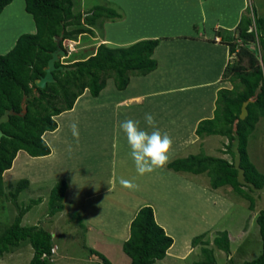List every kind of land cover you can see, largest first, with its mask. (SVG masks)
<instances>
[{
	"label": "trees",
	"instance_id": "trees-1",
	"mask_svg": "<svg viewBox=\"0 0 264 264\" xmlns=\"http://www.w3.org/2000/svg\"><path fill=\"white\" fill-rule=\"evenodd\" d=\"M11 1L0 0V13ZM24 3L25 11L33 18L35 31L20 34L14 45L0 54V115L9 108L20 112L23 100L26 105L24 115L12 114L6 122L0 124L3 131L0 137V195L3 194V172L5 174L13 168L18 151L23 150L33 158L50 154L51 148L43 134L60 127L56 118L72 109L76 99L86 89L96 97L105 87L107 79L112 78L115 88L123 90L131 76L148 74L157 67V60L152 55L159 38H144L126 46L100 43L93 53L84 58L69 63L56 62V66L71 68L54 70L55 80L47 83L44 88L38 87L35 79L44 74V66L56 47L55 36H60L62 45V41L69 39L72 34H92L90 28L68 29V26L82 23L94 25L98 18L113 21L122 15L113 7L97 4L82 17V13L73 12V0H24ZM230 33L225 32L228 36ZM233 33H236V41L239 42L223 39L224 34L220 30L216 31L221 42L229 45L230 54L236 53L238 56L234 63L229 60L222 74V79L229 81L232 87L217 90L213 116L199 120L194 130L199 137H225L227 142L224 144V152L230 154L231 158L208 155L201 149L196 154L173 158L166 167L175 172L205 173L212 189L230 185L234 192L248 201V208L253 210L255 198L251 192L254 191L237 181L231 143L235 139V132L239 139L240 166L244 169L245 179L256 187L262 186L264 173L250 160L247 146L257 121L264 117V19L257 16L254 7L247 6ZM245 101H248V115L240 119L241 106ZM29 183L28 178H20L10 192L17 213L13 221L0 230V256L27 240L33 249L29 264H51V232L36 224L21 223L23 215L32 205L41 201V198L31 199L26 206L16 203L17 196ZM67 186L66 179H60L50 189L48 205L51 215L62 210ZM73 217L81 223L78 214ZM256 222L261 237V252L257 257L240 264H264L263 209L259 210ZM206 233L202 232L191 239L193 247L202 245L200 259L193 264L216 263L213 249L207 246L209 239L204 238ZM212 242L230 256V241L226 230L218 231ZM172 243L173 237L155 220L153 206L143 204L130 221L129 237L122 242V250L130 257V264H152L165 257ZM89 252L97 255L103 264H113L101 252L92 248H89Z\"/></svg>",
	"mask_w": 264,
	"mask_h": 264
},
{
	"label": "rangeland",
	"instance_id": "rangeland-1",
	"mask_svg": "<svg viewBox=\"0 0 264 264\" xmlns=\"http://www.w3.org/2000/svg\"><path fill=\"white\" fill-rule=\"evenodd\" d=\"M223 2L214 10L222 11L224 9L221 7H232L231 4L228 5L227 3L225 5ZM175 3V0H73V12L82 13V17L87 10L97 4L113 7L122 16L113 21L98 18L94 25L82 23L81 25L68 26V29L76 27L90 28L92 34H72L69 39H64L62 45L65 49V56H62L60 61L69 63L77 58H84L93 53L100 43H105L109 46H119L121 43L129 42L138 36L148 34L150 32L148 30L150 24L153 27L162 28L165 22H169V24L166 23L165 27L171 28V30L168 29L170 32L186 30V28L192 31L194 24L188 27L186 19H189L195 20V24L198 25L197 28L199 27L203 31L204 22L197 20L202 16L201 13L203 12L200 5L197 2H189L186 6L189 10L185 12L184 19L181 20L177 16L179 10H173L175 9L173 6L177 5ZM247 6L254 7L257 16L264 19V0H245V8ZM243 11L245 12V9ZM4 16L7 17L6 21L8 22L9 31L5 42L0 44V54L5 53V49L11 45L15 36L31 32L32 23L34 26L32 16L24 10V0H12L11 6L7 9ZM186 16L190 17L185 18ZM214 17L220 18V15H206V26H209L211 22L213 24V21H215ZM106 21L109 22L107 23ZM235 35L236 33L232 32L229 36L224 34L223 39L228 38L232 42H239L236 41ZM258 57H260V53H258ZM237 58L236 53L232 54L230 62H236ZM227 86L228 88L232 87L230 82ZM88 94L87 92L86 96H90ZM92 98L88 100L90 103L96 100V97ZM80 100L77 103L76 112L73 109L62 113L57 118V123L58 125L60 123V127L55 133L47 132L45 135L44 139L51 148V157L47 159L45 157L31 158L25 151L21 150V154L16 158L13 168L3 174V194L0 195V230L10 224L17 213L16 206L10 196L15 182L20 178H28L30 183L26 189L19 193L16 203L26 206L31 199L41 198V201L32 205L23 215L21 223L23 225L36 224L52 231V241L56 245V252L54 249L53 252L55 253L52 255L51 264H97L99 259L91 256L88 251L92 247L102 252L105 256L108 254L114 259H116L115 257L118 256L120 251L123 252L116 242L108 243L109 245L106 246L102 245L108 241L102 240L103 238H99L95 232L84 228V223L82 221L79 223L78 219L73 217L71 210L74 207L82 208L80 202H72L71 205L66 202L65 209L53 215L49 213V192L58 180L66 179V177H61V175H66V172L70 171L71 176L76 180L78 179L77 182H79L75 170L79 172V170L87 169L91 171V175L95 176L96 165L104 167L107 164L104 153L106 154L105 150H108L109 145H111L110 140L113 131L116 128L120 129L119 124L121 121L127 118L134 119L129 114L118 113L115 115L109 108H106V110L99 109V111L94 109L82 111L84 98L81 103H79ZM73 121L79 122L80 137L78 141L72 136L69 127ZM109 130H111V133L108 132ZM123 137L126 138L121 133V147L123 150L128 151V145L123 141ZM218 140L214 145L217 148L212 153L230 159V154L224 152V144L227 142L226 138L223 137ZM247 148L250 160L260 172L264 173V117H260L257 121L255 129L248 138ZM68 164L71 168H69ZM187 174L186 176L192 178V175ZM204 174H197V176L201 177V183L205 182L204 178L207 175L205 174L204 176ZM40 178L43 179L40 181ZM206 181H208L207 177ZM133 182L138 184L140 186L139 189H141V191H136L137 198L153 197L152 199H156L160 204L165 203L169 207L165 211L157 207L158 219L165 223L169 235L174 239V245L163 259L156 260L153 264H193L198 261L202 245L198 244L193 247L191 239L202 232H207L204 237L209 239L207 246L214 248L215 264H240L245 260L257 257L261 252V238L255 216L253 222L249 221V217L247 219L246 217L249 215L248 210L253 213L255 211L257 213L261 209L264 210V193L251 192L255 200L257 199L256 210L254 211V209L250 210L247 207V201L244 198L233 191L232 195L236 203L231 202L232 206L226 208L218 218L219 209L221 208L215 206L209 196L219 191V189L222 191L223 187L212 189L199 184L206 191H200V195L195 196L197 194L195 190L188 189L178 182L168 188H164V185L157 180H149L148 177L138 176ZM167 190V195L163 194V191ZM146 203L151 204L153 208L155 207L151 202ZM67 207L71 209L69 210ZM248 223L250 226L247 228V235L244 237L239 236L241 226L248 225ZM205 225H207V229L197 233ZM223 230L228 231V233L230 231L233 236L230 256H227L223 250L215 248L214 243H212L217 232ZM191 234L192 236H190ZM97 241L101 244H97ZM173 252L179 255L176 256ZM32 254L31 245L27 240H24L18 246L11 247L8 252L0 256V264H29ZM183 254L185 255L181 257L180 255ZM230 257L231 259H229Z\"/></svg>",
	"mask_w": 264,
	"mask_h": 264
},
{
	"label": "crops",
	"instance_id": "crops-1",
	"mask_svg": "<svg viewBox=\"0 0 264 264\" xmlns=\"http://www.w3.org/2000/svg\"><path fill=\"white\" fill-rule=\"evenodd\" d=\"M223 1L224 0H175V4L177 5L173 6L175 7L173 10H179L177 16L181 18V20L184 19L185 12L189 10L187 9L188 7L186 8L189 2H197L198 5H200L203 12L201 13L202 16L197 20L204 22L203 31H201L199 27L197 28L198 25L195 24V20L189 19H186L188 27L194 24L192 26V31L186 28V30L170 32L169 30H171V28L165 27L167 22H165L162 28H156L150 24L148 26V30L150 31L148 34H143L129 42L121 43L119 46H126L144 38H159L160 41L152 55L157 60V67L148 74L131 76L126 88L119 90L122 91L121 93L115 88L113 80L108 78L105 87L100 91L98 96H96L94 102L90 103L88 101L89 99H93V96L86 89L84 93L76 99L72 109H75L74 111L76 112L78 101L81 99L79 102L81 103L84 98L82 101L83 107L81 108L79 105L82 111H91V109L99 111V109L106 110V108H109L115 115L118 113L129 114L134 117L135 120L141 121V127H146L144 124L145 114L152 113L161 131L169 133L174 140V145L170 152V160L176 157L196 154L201 149L205 154L218 156L212 152L217 148V146L214 147L215 143L219 141L218 139H222L223 137L220 135H205L204 137H199L195 134L194 130L199 120L211 118L213 116L217 90L223 87L228 88L227 85H229V81L222 79V74L224 67L229 62L232 55L230 54L229 45L221 42V37L216 35V31L220 30L221 34H225V32H234L240 15L245 9V0ZM222 2L225 3V5L227 3L228 5L231 4L232 7L228 8L224 6L221 7L224 9L222 11H217V9L214 10ZM11 3L12 1L6 5L0 13V44L4 43L5 39H7L9 28L7 26L8 22L6 21L7 17L4 15L11 6ZM207 14H219L220 18L214 17L215 21H213V24L211 22L209 26H206ZM188 17L190 16H186L185 18ZM106 22L108 23L109 21ZM167 24H169V22ZM30 30L31 32L35 31V25L33 26V23ZM18 36L13 38L11 45L6 48L4 52L8 51L14 45ZM87 92L90 96H86ZM72 109L67 111H72ZM56 130L50 133H55ZM148 130L151 131V129ZM110 131L111 130L108 132ZM119 132L120 129L117 128L113 131L114 138L112 135L110 140L111 145H109L108 150H105L106 154L103 152L107 164L104 165V167L96 165L95 176L91 175L90 170L86 169L79 170V172L75 170L79 182H77L78 179L76 180L71 176L70 171H67L66 175L63 174L61 177H66L68 183L62 201V210L65 209L66 202L69 205H71L72 202H80L82 208L74 207V209L71 210V214H78L80 220L84 223V228L95 232L99 238H103H101L102 240L108 241L102 245L106 246L112 242H116L122 249V242L129 237L130 221L141 205L148 204L146 202L154 204L155 220L164 228L167 234H169L168 228L162 220L158 219L157 207L164 211L165 209H169V207L165 203H161V205L156 199H152L153 197L146 196L145 198H137V190L121 186L119 182L121 177L132 181L136 180L138 176L148 177L149 180L154 179L161 182L164 188H168L172 184L178 182L188 189L195 190L197 193L195 196L200 195V191H206L201 188L199 184L205 187L210 186L208 176H205L204 173H200L205 176V178L202 176L205 182L201 183V177L197 176V174L190 172H173L166 166L158 168L154 172L143 176L138 175L135 165L129 156V145L124 137L123 141L128 145V151L123 150L121 147V133L122 135H124V133L122 131ZM46 134L47 132L43 134L44 138ZM18 153L20 155L21 150L18 151ZM41 157L47 159L51 157V153ZM69 168L71 167L69 166ZM187 173L192 175V178L186 176L188 175ZM206 177L208 181H206ZM42 179L43 178H40V181ZM198 180H200V182H198ZM92 184L95 186H92ZM221 187H223L222 191L219 189L220 187H218L217 189H219V191L209 196L211 202L215 204V206L221 208L219 209L218 218L226 208L232 206L231 202L236 203L232 195V193H234L232 187L230 185ZM139 191H141V189H139ZM167 193L168 190L163 191V194L167 195ZM256 201L257 199L255 200V206ZM68 209L70 210L71 208ZM255 210L254 207V211ZM255 212L253 213L248 210L249 215L247 213L248 216L246 219L249 217V221L253 222L255 216L256 220L259 211L257 213ZM249 226V223L248 225L241 226L239 236H246ZM206 229L207 225L197 233ZM49 232L52 231L50 230ZM190 236H192V234ZM228 236L231 246L233 236L230 231ZM97 244L101 243L97 241ZM173 245L174 239L172 245L167 249L166 254L169 253ZM215 248L217 247L215 246ZM52 249H55L56 252L55 244H53ZM92 249L97 250L93 247ZM212 249L214 248L212 247ZM97 251L100 252L99 250ZM55 252L51 254V261L52 255ZM123 253L124 251H120L118 256L115 257L116 259L110 257L108 254L106 256H108L107 258L113 264H130V257L126 253ZM89 254L99 259L97 263L103 264L102 260L97 255L91 254L90 252ZM174 255L178 256L179 254L174 253ZM184 255L185 254L180 256L183 257Z\"/></svg>",
	"mask_w": 264,
	"mask_h": 264
},
{
	"label": "clouds",
	"instance_id": "clouds-1",
	"mask_svg": "<svg viewBox=\"0 0 264 264\" xmlns=\"http://www.w3.org/2000/svg\"><path fill=\"white\" fill-rule=\"evenodd\" d=\"M144 124L146 127H141V121L132 118H127L119 124L129 145V156L135 165L136 172L141 176L165 167L170 161V152L174 145L171 135L161 131L152 113L145 114ZM69 127L72 136L78 141L79 122L73 121ZM119 182L122 187L132 190H139L140 187L132 180L123 177Z\"/></svg>",
	"mask_w": 264,
	"mask_h": 264
},
{
	"label": "water",
	"instance_id": "water-1",
	"mask_svg": "<svg viewBox=\"0 0 264 264\" xmlns=\"http://www.w3.org/2000/svg\"><path fill=\"white\" fill-rule=\"evenodd\" d=\"M55 44L56 47L55 49L51 52V57L48 59L46 66H44V74L35 79V84L38 87L44 88L47 83L53 82L54 75L53 71L56 69H70L71 67H63L62 65L56 66L55 63L60 61L62 56H65V50L60 44V36H55ZM24 101V100H23ZM22 101V109L20 112L14 111L12 108L5 109L4 112L0 115V124L3 122H6L9 119V116L12 114H19V115H24L26 112V105ZM247 102H243L241 106V112L239 114L240 119H244L248 115V110H247ZM235 134V139L231 143V150L234 153L233 156V167L237 169V181L240 184L248 185L253 191L255 192H264V184L260 187H256L252 182L247 181L245 179L244 175V169L240 166V151L238 149V135L234 132ZM3 135V131L0 128V137Z\"/></svg>",
	"mask_w": 264,
	"mask_h": 264
},
{
	"label": "bare ground",
	"instance_id": "bare-ground-1",
	"mask_svg": "<svg viewBox=\"0 0 264 264\" xmlns=\"http://www.w3.org/2000/svg\"><path fill=\"white\" fill-rule=\"evenodd\" d=\"M7 46H8V45H7ZM19 162H20V164H22L21 161H19ZM15 172H16V171H15Z\"/></svg>",
	"mask_w": 264,
	"mask_h": 264
},
{
	"label": "built area",
	"instance_id": "built-area-1",
	"mask_svg": "<svg viewBox=\"0 0 264 264\" xmlns=\"http://www.w3.org/2000/svg\"><path fill=\"white\" fill-rule=\"evenodd\" d=\"M53 250V249H52Z\"/></svg>",
	"mask_w": 264,
	"mask_h": 264
}]
</instances>
